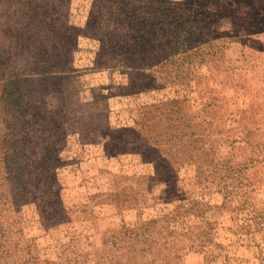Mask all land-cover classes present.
<instances>
[{
    "label": "rangeland",
    "instance_id": "1",
    "mask_svg": "<svg viewBox=\"0 0 264 264\" xmlns=\"http://www.w3.org/2000/svg\"><path fill=\"white\" fill-rule=\"evenodd\" d=\"M27 1H0V264H264V0ZM171 124L207 149L170 159Z\"/></svg>",
    "mask_w": 264,
    "mask_h": 264
},
{
    "label": "trees",
    "instance_id": "2",
    "mask_svg": "<svg viewBox=\"0 0 264 264\" xmlns=\"http://www.w3.org/2000/svg\"><path fill=\"white\" fill-rule=\"evenodd\" d=\"M146 1L147 0H133V2H135L136 4L144 3ZM149 1L151 2V0H148V2ZM54 2H56V0H49V3L47 1V6L46 7L49 9L50 12H47L48 15L45 17V19L42 22H45V23L46 22H52L53 19H51V18L53 16V13L51 12L52 10H50V9L53 7V3ZM19 3H21L24 8H26L25 7L26 3L28 4L27 6H29V1H27V0H19ZM166 3L167 4H173L174 2L171 1V0H166ZM134 7L135 6L133 4H130L129 2H127V3H124V5L121 7L120 10L125 12V13H127V12H129L130 8H134ZM169 16H171V15H169ZM2 17L3 16L0 13V19ZM14 17L17 18L18 15H15ZM14 17H12L11 19L9 18L8 24H11L12 22H14L12 20ZM23 20H28V21H30V20H32V21L38 20L39 21V19L36 16L30 17L28 14L22 15V21ZM168 20H169V22H172L173 19L171 18V19H168ZM39 23H41V22L39 21ZM106 27L107 28L112 27V24H107ZM1 28H2V25L0 24V51H1V32H2ZM116 31L120 32L122 35L125 34V32H126V24H125L124 21H123V23L121 22V23H117L116 24ZM124 42L126 43L127 39ZM142 44H143V42H140V43H138V46H140ZM191 49L192 48H190V50ZM176 54L177 53L172 52L169 57H165L161 61H154L153 63L147 64V65L146 64H141V65H139L137 67H133V66L131 67L130 65H127V63H126L125 66L127 68H139L142 71L152 70V73H149V76L152 75V77H153L154 68H156L158 66H161V65L165 64L166 62H169V63L172 62L174 60V56ZM155 55H156V53H155ZM142 60L145 61L146 59H142ZM177 103H178L177 101H172L168 105H177ZM195 119H198V117L196 116ZM170 122H174L175 123L174 118H171ZM156 138H157V146L159 147L161 145V147H159V148H163L164 147V150H167V151H165V152H167V156L169 158L171 156V158H173V160H175V161L178 158L182 157L183 154L186 155L188 152H190L191 148L189 147V144L186 143L187 140H191V142L194 143V144L201 143L202 144V149L201 150L207 149V147H208L206 142L203 140L204 136L198 137L196 134H192L189 137H186L185 135H179V129L177 128L176 125H173V124H171L169 128L165 129L160 134H156ZM212 155H213L212 162L215 159V160H217L218 164L222 166L224 161H225L223 154L221 153V154L217 155L216 150H214ZM193 156H195V155L191 154V158H193ZM206 156L209 157L207 154H206ZM185 159H186V157H185ZM7 174H10V173H7Z\"/></svg>",
    "mask_w": 264,
    "mask_h": 264
}]
</instances>
